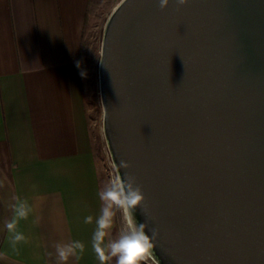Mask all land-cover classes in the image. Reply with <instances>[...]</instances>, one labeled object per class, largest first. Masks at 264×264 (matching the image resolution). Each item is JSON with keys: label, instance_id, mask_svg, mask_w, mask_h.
<instances>
[{"label": "water", "instance_id": "obj_1", "mask_svg": "<svg viewBox=\"0 0 264 264\" xmlns=\"http://www.w3.org/2000/svg\"><path fill=\"white\" fill-rule=\"evenodd\" d=\"M95 82L107 167L130 165L159 264H264V0H116Z\"/></svg>", "mask_w": 264, "mask_h": 264}, {"label": "crops", "instance_id": "obj_2", "mask_svg": "<svg viewBox=\"0 0 264 264\" xmlns=\"http://www.w3.org/2000/svg\"><path fill=\"white\" fill-rule=\"evenodd\" d=\"M93 1L0 0V259L5 262L100 264L91 238L102 180L87 79L80 75L86 71ZM17 197L31 212L18 223L27 239L14 251L4 225ZM89 215L93 223L86 224ZM71 240L85 245L83 254L58 262L55 245Z\"/></svg>", "mask_w": 264, "mask_h": 264}, {"label": "clouds", "instance_id": "obj_3", "mask_svg": "<svg viewBox=\"0 0 264 264\" xmlns=\"http://www.w3.org/2000/svg\"><path fill=\"white\" fill-rule=\"evenodd\" d=\"M188 0H175L177 9L185 5ZM169 0H158L160 9L168 6ZM79 67V63H77ZM82 77L86 76L85 71H81ZM115 173L102 186L98 193L102 205L99 214L95 217V228L92 233L91 245L100 264H108L115 258V264H147L151 260L152 264H159L155 256V240L158 236V229L153 228L151 235L146 232L148 227L144 220L140 222L135 217L137 208H140L144 200V195L136 178L121 169L130 167L127 161L121 159L115 166ZM13 216L5 222V229L11 234L9 238L10 246L16 251V245L26 242L23 232L17 230L18 223L22 219H27L31 208L24 200L14 198L11 205ZM117 212L123 217V226L119 234L111 237V230ZM84 223H93V216L84 218ZM85 250V245L79 240H71L55 245L56 258L58 262H67L70 257H78ZM51 255V254H49Z\"/></svg>", "mask_w": 264, "mask_h": 264}, {"label": "rangeland", "instance_id": "obj_4", "mask_svg": "<svg viewBox=\"0 0 264 264\" xmlns=\"http://www.w3.org/2000/svg\"><path fill=\"white\" fill-rule=\"evenodd\" d=\"M116 0H94L92 3V10L94 11L93 26L87 37V45L85 48V69H86V92L88 97V116L90 121V129L92 132L94 151L96 155V161L100 172L102 186L111 177L110 171L106 164L105 154L102 149L101 140L99 136V117L100 110L97 102L96 94V82H95V63L98 54V35L100 23L111 5ZM120 225L118 220V213L114 220V226L111 230V237H115L119 234ZM115 259V258H113ZM143 263V262H142ZM0 264H14L5 262L0 259Z\"/></svg>", "mask_w": 264, "mask_h": 264}]
</instances>
